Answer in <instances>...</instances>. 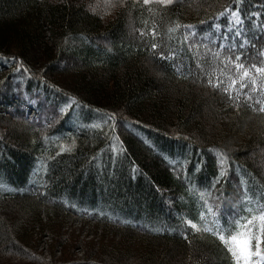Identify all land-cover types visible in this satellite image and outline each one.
Instances as JSON below:
<instances>
[{
  "label": "trees",
  "instance_id": "trees-1",
  "mask_svg": "<svg viewBox=\"0 0 264 264\" xmlns=\"http://www.w3.org/2000/svg\"><path fill=\"white\" fill-rule=\"evenodd\" d=\"M122 4L106 21L84 0H0V216L10 235L3 241L0 234V264H233L217 237L194 231L185 219L203 227L201 192L222 216L234 208L248 216L245 194L264 197L260 168L247 157L264 144V112L243 102V94L235 107L226 93L207 85L197 54L208 53L198 62L204 68L221 65L209 55L220 43L212 44L206 33L227 25L219 16L225 8H239L243 32L255 45L247 49L252 59L243 62L260 66L264 0ZM177 22L194 28L169 32ZM152 43L160 47L153 50ZM170 51L174 59L159 58ZM227 55L225 49L221 59ZM234 71L229 66L224 78ZM16 95L27 100L13 104ZM29 99L37 100L36 118L26 114ZM257 99L264 101V92L253 94ZM223 102L230 104L228 126L219 129ZM113 112L114 129L108 121ZM208 116L216 132L204 128ZM62 145L71 151L60 152ZM219 152L228 156L226 175L212 188ZM69 210L119 240L80 241L92 261L73 258L68 242L61 243L62 258H40L43 234L35 243L29 229L43 227L42 215L58 218ZM137 237L144 250H132ZM11 255L16 259L2 261Z\"/></svg>",
  "mask_w": 264,
  "mask_h": 264
},
{
  "label": "snow or ice",
  "instance_id": "snow-or-ice-1",
  "mask_svg": "<svg viewBox=\"0 0 264 264\" xmlns=\"http://www.w3.org/2000/svg\"><path fill=\"white\" fill-rule=\"evenodd\" d=\"M151 0H143L145 5L149 4ZM156 3L160 5H172L176 0H155ZM226 14H230L235 19L231 21L235 29L239 28L242 23V17L240 15V9L236 8L233 11L231 8H225L219 13V16L224 17ZM259 15V14H257ZM180 27H185L189 30L193 29V25H180L176 23L175 28H169V32L175 31ZM195 35V33H191ZM143 35V33H141ZM151 35L155 38L157 35L155 28L151 30ZM221 43L219 44V50L212 52V57L219 60L220 64L224 68L234 69L232 75H227L226 80L221 79V76H225L223 69L217 73L216 68H213L212 73L207 75V85L222 90L228 95V98L233 101L235 107H239L241 103V94H243V102L255 107L259 104V111L264 112V101L259 99L253 100V94L259 92H264V85L257 86V80L264 81V50H257V55L260 57V66L256 63H250L247 67L245 62L250 61L252 57L248 53L247 49L251 46L255 49V45L248 38L247 34L234 30L232 32H225L219 37ZM237 41L239 43L237 44ZM216 40H213L215 43ZM159 45L156 43L151 44V48L156 50ZM207 51H211L205 45ZM227 49L229 55L221 59V53ZM176 53L170 51L168 56H165L163 52H159V58L161 60L174 59ZM234 57V59H233ZM175 67V65H174ZM202 66L197 63V68ZM178 73H183L185 71L184 66L176 67ZM187 71L191 74L190 66L187 67ZM215 75V79L213 76ZM239 83V88L236 85ZM249 88V91L244 92L245 88ZM108 121L111 123L112 128H115L117 122V113L113 112L108 115ZM71 145L60 146V152L71 151ZM219 170L218 175L212 181L211 187L215 188L217 184L226 175V165L228 163V156L224 152H219ZM200 200L203 201L201 211L198 215L199 221L202 223L203 227L198 225L192 219H185V223L190 226L196 232L203 231L205 233L212 234L221 241L230 254V259L233 264H264V197L259 200H254L252 197L245 194L243 204L247 206L243 208L248 216H241L240 209H233V215L222 216L219 206L214 210L213 206L207 202L203 192L199 193ZM101 215H103L101 213ZM211 217V224H209L208 217ZM243 221V223H241ZM186 238V237H185Z\"/></svg>",
  "mask_w": 264,
  "mask_h": 264
},
{
  "label": "rangeland",
  "instance_id": "rangeland-1",
  "mask_svg": "<svg viewBox=\"0 0 264 264\" xmlns=\"http://www.w3.org/2000/svg\"><path fill=\"white\" fill-rule=\"evenodd\" d=\"M84 1L87 4L88 8L91 9V11L99 14L102 19L107 21L109 19H112L115 16L118 9L123 6L122 3L126 0H84ZM179 1H181V0H176V2H179ZM152 2H155V0H151L150 3H152ZM233 11H235V10H233ZM221 18L227 20V25L225 27H222V26H220V24H215L213 26L212 32L206 33V36L212 42V44L221 43L219 37L225 32H232L234 30H239V31L243 32V30H244L245 25H244L243 17H242V23L239 25L238 29H235L234 25L231 23V21H233L235 18L233 16H231L230 14H226L224 17H221ZM259 26L264 30V22L259 23ZM134 30H131L132 34L134 33ZM135 31L138 33L140 31V33H143V31L138 30V29ZM214 39L216 40L215 43H213ZM207 54L208 53L197 54L198 55V56L196 55L197 59H198L197 63L198 62L201 63L202 62L201 60L205 59V57L208 56ZM209 55H212V54H209ZM214 67L216 68L217 73H219L221 69H223L224 72L229 70V68H224L223 65L221 66L219 64H216L209 69L204 68L203 66L201 68H197V70L199 71L198 74L202 75L201 76L202 79L208 78L206 74L208 72L212 73ZM6 72L7 71H5V70L3 71V73H6ZM215 78L216 77L214 75L213 79H215ZM220 78L225 79L224 76H221ZM21 98L27 100V98L24 95L21 96ZM20 100L21 99H20V97H18V95L14 96L13 97V104L18 105V102ZM25 100H24V103H26V105H27L28 102L27 101L25 102ZM33 101L37 102V100H33ZM33 101L29 99V103H33ZM209 105H210V102H209ZM229 107H230L229 103L223 102L220 105V108L222 109V113H221L222 118H221V122L218 123L219 125H217V127L219 129L221 128L222 123H223L222 128H225V127L227 128V126H228V123L226 122V118L228 116L227 114H229L228 113ZM212 112L214 114V110H212V107H209V111L207 112V115L210 114L212 116L211 118H213ZM29 114L31 116H33L35 113H32V111L29 110ZM8 118H9L8 122L12 123L13 122L12 117L9 116ZM207 118H208V120L204 119V121H203V124L205 126L204 128L213 131L214 126L212 125V123H214L213 122L214 119L211 123L209 116ZM223 118H225V119H223ZM215 132H216V130H215ZM247 157L250 160H252V162L257 167L260 168L261 175L264 178V144L254 145L251 148L250 152L248 153ZM15 211H17V210H15ZM15 211L12 209L11 216L14 215ZM65 212L68 213V211H63L60 213V215L61 214L62 215L59 216L58 218L55 217V215L52 216L51 214L46 215V216L42 215L41 220H42L43 227L41 229H39V228H35L33 230H31V228L29 229V231H30L29 236L31 233L29 240H33L34 242L35 241L38 242V240L40 241L41 237H42L41 234H43L42 241L40 242V244L37 246V249H36V253H37V255L39 254L38 256L40 258H43L45 260H50V261H54V260L62 258L64 255V252L66 250L64 248L65 246L63 247V245L61 243H63V242L67 243L68 242V244H71V245H73V247H75L74 251L71 252V256L73 258H75L76 260H79V261H85L86 259H88L89 261H92L93 259L88 256L87 252L80 248V246H81V243H79L80 241L89 242L92 245H94V244L104 245V244H110L112 242L119 240V237H117V235L115 233L110 234L109 236H105V234L103 232V228L100 227V225L98 226L97 225L98 223H96L95 221H93V220L84 221L83 220L84 218L82 216H79L77 213H73L70 210H69V212H71V213L66 214ZM15 218H17V216ZM15 218H14V221H12L14 223L16 222ZM81 219H82V221H81ZM4 222L6 223L5 219H2L0 216V234L2 235L3 241L10 238V235L7 234V228L5 227ZM1 223H3L4 227ZM14 223H11V224H14ZM1 225H2V227H1ZM92 231H94V232L91 234ZM66 237H68L70 239H66ZM138 238L139 237L136 238L137 240H135V242L133 243V246H132V250H134V251H139V250L145 249L144 248V246H145L144 242ZM71 239H72V241H71ZM5 243H7V245L10 246V243L8 240H7V242L5 241ZM13 247H15V246H13ZM15 251H16L15 248H13L12 252L15 253ZM13 258L16 259L13 255H11L7 258H5V257L2 258V261L9 262Z\"/></svg>",
  "mask_w": 264,
  "mask_h": 264
},
{
  "label": "bare ground",
  "instance_id": "bare-ground-1",
  "mask_svg": "<svg viewBox=\"0 0 264 264\" xmlns=\"http://www.w3.org/2000/svg\"><path fill=\"white\" fill-rule=\"evenodd\" d=\"M22 99V98H21Z\"/></svg>",
  "mask_w": 264,
  "mask_h": 264
}]
</instances>
